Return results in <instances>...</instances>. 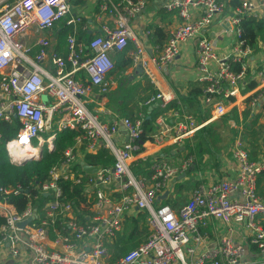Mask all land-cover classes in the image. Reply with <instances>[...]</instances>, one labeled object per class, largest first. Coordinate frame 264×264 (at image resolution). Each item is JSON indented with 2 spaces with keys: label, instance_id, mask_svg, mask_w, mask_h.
Returning a JSON list of instances; mask_svg holds the SVG:
<instances>
[{
  "label": "built area",
  "instance_id": "built-area-1",
  "mask_svg": "<svg viewBox=\"0 0 264 264\" xmlns=\"http://www.w3.org/2000/svg\"><path fill=\"white\" fill-rule=\"evenodd\" d=\"M149 1L0 0V120L15 116L19 121L16 134L5 142L9 159L18 158L9 151L27 146L36 148L35 154L44 146L51 149L56 133L64 128L79 131L74 144L37 184L45 200L26 193L25 206L18 211L4 194L19 188H0V264H264V193L257 189L264 156L249 158L243 126L234 128L227 149L234 177L204 182L201 174L193 175L196 184L188 197L172 205L157 199L172 192L173 178L191 168L193 156L179 165L156 157L148 176L135 174L130 165L143 147L144 116L116 115L104 121L88 107L94 87L100 93L110 87V52L131 41V63L140 65L157 86L154 70L172 63L181 45L192 41L202 85L199 101L209 116L198 121L191 113L173 110V121L161 118L146 140L181 144L240 104L264 116V34L250 46L241 26L244 18H264V0H164V9L175 12L179 21L153 52L132 26ZM87 3L92 8L88 16L83 12ZM93 19L106 23L96 32ZM216 19L223 26L218 37L230 36L221 52L209 37ZM59 23L72 27L65 56L52 44ZM78 30H91L93 36L87 42L78 39ZM79 70L84 78L76 76ZM170 100L156 89L145 104L155 102L163 109ZM120 126L125 139L116 137ZM100 147L114 157L112 165L100 166L93 174L77 167L85 153ZM63 180L81 185L86 199L79 206L66 199ZM133 210L145 214L146 238L112 258V245Z\"/></svg>",
  "mask_w": 264,
  "mask_h": 264
},
{
  "label": "crops",
  "instance_id": "crops-1",
  "mask_svg": "<svg viewBox=\"0 0 264 264\" xmlns=\"http://www.w3.org/2000/svg\"><path fill=\"white\" fill-rule=\"evenodd\" d=\"M228 1L234 2L233 0ZM163 2L164 0H150L132 20V26L135 33L145 44L149 52L155 51L165 43L169 30L174 28L179 21L175 12L166 11L164 9ZM89 4L90 3H87L83 9V12L86 16L91 15L92 13V8H90ZM90 22L93 30L96 32L100 29L102 24L106 23L104 20L97 21L94 19L90 20ZM154 26L162 29L164 33L162 37H155L154 35L152 36ZM222 28L223 26L220 23V20H214L209 36L214 42L215 49L219 52H221L222 49L230 42V36L228 33H225L223 38L218 37V32L222 30ZM146 29L149 30V33H146ZM89 32L92 33L91 30H89ZM262 39L264 40V35ZM54 43L55 38L52 34V44L54 45ZM129 43H131V47L125 53L128 58V51L133 47L132 42L129 41ZM116 52L117 51H112L109 54L113 62V68L107 74V78L110 82L108 91L105 93H100L97 92L96 88L94 87L92 97L88 102V107L98 114L100 120L106 121L116 115L121 117H136L139 113H141L143 116L145 113H150L154 107H159V105L155 102L152 104H145V100L148 98V96L155 92L156 89L162 90L165 94L169 95L171 99L170 102L174 101L176 103H180L182 98L185 99L188 90L192 86H199L202 88L201 83L197 80L198 69L196 67V54L194 50V43L192 41H188L181 45V48L172 63L165 65L161 71L154 70L157 86L149 80L140 65H133L131 63L130 58V63L123 65L122 59H119V57L116 55ZM200 95L201 92L197 96L196 102L193 106L190 108H181V110H179L180 113H191L198 121L207 119L209 113L201 108L199 101ZM245 109L249 110L247 107L241 106V104L237 107V109H231L237 112L239 118L238 123L231 122L232 126H234L236 129L239 126H243V128H245L243 136L250 129L249 127L264 123V116L258 113L251 114L250 111L247 114V117L243 118L242 112ZM172 111V109H169L163 114H159L156 117L155 122L158 123L161 121V118H164L166 122L171 123L174 118V116L171 115ZM254 118L257 120L253 125L252 123ZM196 131L186 137L181 144L166 143L157 145L149 140H144L141 153L135 155L131 161L130 166L132 169V164L137 159H140L141 161L149 160L151 162L153 158L165 157L172 164L179 165L186 156H193L194 160L191 168L185 172L179 173L172 180L173 190L170 194L168 193L165 198L170 199L173 203L179 204L182 201H185V199L188 197L192 186L196 184L193 175L201 174L203 178L202 181L205 182L207 180L215 181L217 178L221 177L232 178L235 174V164L231 158L228 157L227 150L212 159L207 151H205L206 153H202L201 151H198L197 153H189V151L185 149L184 144L192 140ZM116 137L118 139L126 138L124 127H119ZM247 147L249 148L248 144ZM258 156L260 157L261 155L259 154ZM178 192H180V196L177 195ZM181 197H184V199L181 200ZM164 199L162 198L161 200L160 198L157 199V201H163ZM176 199L178 200L176 201ZM141 213L142 212L133 210L132 214L127 217V220L129 221L131 218H140L139 215H141ZM127 220L126 223L128 224ZM141 223L146 228L145 214Z\"/></svg>",
  "mask_w": 264,
  "mask_h": 264
},
{
  "label": "trees",
  "instance_id": "trees-1",
  "mask_svg": "<svg viewBox=\"0 0 264 264\" xmlns=\"http://www.w3.org/2000/svg\"><path fill=\"white\" fill-rule=\"evenodd\" d=\"M75 4L84 3V0H73ZM97 11V7L94 9V13ZM241 26L243 28V36L250 46H254L258 35L264 33V18L255 20L253 18H244L241 21ZM72 27L70 25H65L59 23L54 29L53 36L55 38L54 48L62 55L66 54V37L67 34L71 32ZM163 31L161 28L154 26L152 36L162 37ZM93 36L89 31L78 30L76 32V37L78 39H83L86 42ZM131 47V43L128 42L126 47L121 51H117L116 55L119 59H122L123 65H127L129 58L125 55L127 50ZM76 76L84 78L83 71H77ZM252 85V84H251ZM201 88L199 86H192L188 92L185 99H181L180 103L170 102L166 108L160 109L159 107H154L150 113H145L142 121V133L140 135V140L143 142L148 139L149 134L152 133L156 128L155 119L159 114H163L166 110H181V108H190L196 102L197 96L200 94ZM249 110L245 109L242 112V117L246 118ZM149 115V116H148ZM133 118V117H132ZM256 118L253 119V125L256 122ZM222 121L238 123L239 118L235 110H231L222 116ZM252 126V125H251ZM19 127V121L15 116H12L10 120H0V188H15L18 187V192H9L4 194L5 198L11 202L18 211H21L26 203L25 194L28 193L32 197L36 195L38 201L45 200V195L41 194L37 190V184L41 183L47 178L48 170L52 165H54L63 156V151L68 146H71L75 142V137L79 131L74 129L64 128L56 133V137L53 141V147L47 149L45 146L42 148L41 153L35 155L32 158H28L23 162L16 163L12 162L7 154L5 148V142L11 139ZM214 123H208L202 126L200 129L202 136L206 133L212 135L216 133ZM250 129L244 135V139L249 146L250 159H257L260 155L264 156V136L259 139V135L264 131V123L257 124L256 126L249 127ZM35 144V141L33 142ZM85 162L90 164H98L100 166H110L114 162V157L108 152L106 148L100 147L93 153H85L83 158ZM77 167H80L79 163ZM132 171L135 174L148 176L150 172V161H141L137 159L132 164ZM64 195L66 199L71 201L73 204L79 206L81 202L85 201V196L81 194V185L74 183L71 180H63L61 182ZM257 189L261 193L264 191V170L261 171L257 177ZM2 193H0V199L4 198ZM178 199H176L177 201ZM161 202H168L172 205H177L178 203H173L170 199L165 198ZM140 218H131L128 224L126 223L124 230L119 233L117 237V242L112 245L111 256L116 258L121 254H124L129 249L137 246L141 241L146 238V228L143 226L141 221L144 218V214L139 215ZM3 217L0 215V224L3 222ZM264 227V221L262 222ZM128 243V244H127Z\"/></svg>",
  "mask_w": 264,
  "mask_h": 264
},
{
  "label": "rangeland",
  "instance_id": "rangeland-1",
  "mask_svg": "<svg viewBox=\"0 0 264 264\" xmlns=\"http://www.w3.org/2000/svg\"><path fill=\"white\" fill-rule=\"evenodd\" d=\"M209 123L215 124L216 126L215 131L217 134L212 133V135H209L208 133H206L204 136H202L203 134H201L200 132L201 129L200 127L194 134L192 140L186 142L184 144L185 145L184 147L187 151H189V153H194V152L197 153L198 151H201L203 153L207 151L210 157L214 159V157H217V155L222 154L227 150V147L230 145L235 135V130H234L235 127L232 126V123L229 121L223 122L222 116L214 119ZM261 136L262 137L264 136V131H262L261 134L259 135L258 141L261 138ZM36 155H38V153ZM177 195L180 196L181 195L180 192H178ZM180 199L182 200L184 199V197H181Z\"/></svg>",
  "mask_w": 264,
  "mask_h": 264
},
{
  "label": "water",
  "instance_id": "water-1",
  "mask_svg": "<svg viewBox=\"0 0 264 264\" xmlns=\"http://www.w3.org/2000/svg\"><path fill=\"white\" fill-rule=\"evenodd\" d=\"M14 149L18 150L17 147H14ZM40 153H41V151H40ZM35 155H36L35 153L34 154L31 153L29 155H24L23 157L16 158L14 162L20 163V162H23L24 160H26L28 158L34 157ZM79 164H80V167H81L82 171H84L87 174H93L100 168V165H98V164H90V163L85 162L84 160H80ZM167 194H168V190L165 191L162 195H160L158 197V199H160V198L164 199L167 196ZM31 219L32 218H29L28 221H30Z\"/></svg>",
  "mask_w": 264,
  "mask_h": 264
},
{
  "label": "bare ground",
  "instance_id": "bare-ground-1",
  "mask_svg": "<svg viewBox=\"0 0 264 264\" xmlns=\"http://www.w3.org/2000/svg\"><path fill=\"white\" fill-rule=\"evenodd\" d=\"M116 85V84H115ZM201 112V111H200ZM251 117V116H250ZM185 146V145H184ZM188 148V147H187ZM9 153L11 155H14V157H23L24 155H29V154H34L36 153V148H32V147H25L23 149H19V151H9ZM224 161V160H223ZM179 184V183H178ZM193 187V186H192ZM262 193V192H261ZM162 200V199H161ZM142 214V213H141ZM128 244V243H127Z\"/></svg>",
  "mask_w": 264,
  "mask_h": 264
}]
</instances>
